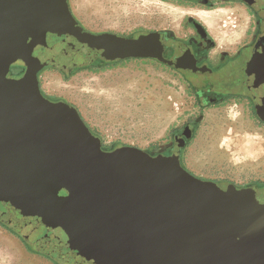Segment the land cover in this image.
I'll return each mask as SVG.
<instances>
[{
  "label": "water",
  "instance_id": "water-1",
  "mask_svg": "<svg viewBox=\"0 0 264 264\" xmlns=\"http://www.w3.org/2000/svg\"><path fill=\"white\" fill-rule=\"evenodd\" d=\"M47 33L76 37L68 0H0V219L27 239L36 226L37 241L65 239L50 247L61 264H264L251 193L194 175L177 155L103 150L72 104L46 97L33 51ZM19 61L23 74L8 76Z\"/></svg>",
  "mask_w": 264,
  "mask_h": 264
},
{
  "label": "rangeland",
  "instance_id": "rangeland-1",
  "mask_svg": "<svg viewBox=\"0 0 264 264\" xmlns=\"http://www.w3.org/2000/svg\"><path fill=\"white\" fill-rule=\"evenodd\" d=\"M68 1L73 15L91 31L175 30L184 16L192 14H184L173 25L162 12L161 0ZM233 16L226 10V24L242 29L243 35L244 24L231 21ZM215 40L219 46L239 41ZM33 53L36 56L37 51ZM57 63L54 57L53 65ZM38 79L46 95L72 104L106 146L157 148L170 139L172 128L199 110L182 75L148 60H131L119 71L89 69L63 75L50 68ZM183 163L199 177L223 185L262 181L264 125L239 104L206 109L183 152ZM6 225L0 221V264H55Z\"/></svg>",
  "mask_w": 264,
  "mask_h": 264
},
{
  "label": "flooded vegetation",
  "instance_id": "flooded-vegetation-1",
  "mask_svg": "<svg viewBox=\"0 0 264 264\" xmlns=\"http://www.w3.org/2000/svg\"><path fill=\"white\" fill-rule=\"evenodd\" d=\"M161 1L191 11L218 8L231 11L234 15L231 21L244 24L242 38L232 46H219L205 24L193 14L184 16L175 30L164 27L137 29L131 33L91 31L76 18V37L47 33L46 45H37L34 50L37 51L36 57L43 63L38 75L50 68L63 75L89 69L96 71L114 68L119 71L125 69L131 60H148L182 75L199 108L198 113L172 128L166 143L144 150L155 159H168L177 155L180 164L186 167L183 152L193 139L206 109L239 104L246 107L253 120L264 125V0ZM54 57L58 58V63L53 65ZM24 69L22 62H16L11 66L8 76L20 77ZM46 97L54 102L62 100L48 95ZM92 133L97 136L94 131ZM101 143L102 149L107 151L121 147ZM214 182L223 189L234 187L248 191L253 195V204L264 210V180L239 185ZM62 193L65 196L67 194L64 189H57L58 197H63ZM6 226L12 228L9 223ZM15 233L55 264H60L62 258L67 260L64 252L50 251L51 245L60 237L58 239L44 231L49 238H46L45 243L37 241L41 237L38 226L29 233V239L17 231ZM65 241L59 240L58 246ZM78 253L88 257L84 252Z\"/></svg>",
  "mask_w": 264,
  "mask_h": 264
},
{
  "label": "bare ground",
  "instance_id": "bare-ground-1",
  "mask_svg": "<svg viewBox=\"0 0 264 264\" xmlns=\"http://www.w3.org/2000/svg\"><path fill=\"white\" fill-rule=\"evenodd\" d=\"M162 12L166 13L171 18V22L173 25H175L184 14L189 12L192 13L205 24L209 33L219 42H235L242 37V29L235 26L232 27L230 24H226L224 18V16L226 15V10L222 8L214 9L211 11H191L182 7H176L174 5L164 3ZM1 258L2 255L0 253V260Z\"/></svg>",
  "mask_w": 264,
  "mask_h": 264
},
{
  "label": "trees",
  "instance_id": "trees-1",
  "mask_svg": "<svg viewBox=\"0 0 264 264\" xmlns=\"http://www.w3.org/2000/svg\"><path fill=\"white\" fill-rule=\"evenodd\" d=\"M14 67V66H13ZM17 67V66H16ZM15 68V67H14Z\"/></svg>",
  "mask_w": 264,
  "mask_h": 264
}]
</instances>
